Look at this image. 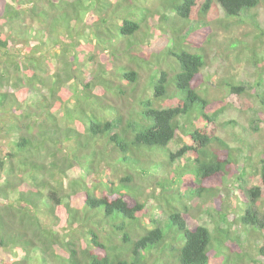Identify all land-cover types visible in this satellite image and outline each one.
Instances as JSON below:
<instances>
[{
	"label": "trees",
	"instance_id": "1",
	"mask_svg": "<svg viewBox=\"0 0 264 264\" xmlns=\"http://www.w3.org/2000/svg\"><path fill=\"white\" fill-rule=\"evenodd\" d=\"M262 3L0 0V264H256L228 207H205L243 189L217 135L243 88L213 102L198 87L217 27L249 23L264 43ZM261 162L232 206L264 258ZM196 207L212 229L187 224Z\"/></svg>",
	"mask_w": 264,
	"mask_h": 264
},
{
	"label": "rangeland",
	"instance_id": "2",
	"mask_svg": "<svg viewBox=\"0 0 264 264\" xmlns=\"http://www.w3.org/2000/svg\"><path fill=\"white\" fill-rule=\"evenodd\" d=\"M255 11L256 19L262 26L264 3L256 7ZM228 22L230 23L228 26L217 27L212 42L207 46L208 64L202 71L204 80L198 89L202 95L216 102L229 94L227 81H232L243 88L241 98L246 104L242 105L245 108L235 106L224 108L218 116L217 132L221 139L236 149L238 166L234 167L235 174L228 175L226 179L243 189H235L229 195H225V192L223 195L219 194L212 199V204L205 203V207L221 210L220 208L227 206L226 219L232 232L240 236L248 252L257 260L256 264H264V258L258 257L254 251L255 243L259 240V232H252V224L243 225L237 221L239 212L232 206L234 195L238 194L242 199H248V188L258 185L261 161H264V43L261 42L263 37L259 35V31H254L249 23ZM32 25L35 26L36 23ZM255 52L263 59L258 65L254 63ZM58 116L63 122L62 114L58 113ZM177 148V145H172L173 150ZM260 205L262 204L258 203L257 208ZM197 209L192 208L187 224L190 227L201 224L212 229L214 223L219 220L216 212L204 213ZM246 228L248 232L245 231Z\"/></svg>",
	"mask_w": 264,
	"mask_h": 264
}]
</instances>
